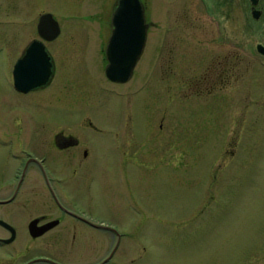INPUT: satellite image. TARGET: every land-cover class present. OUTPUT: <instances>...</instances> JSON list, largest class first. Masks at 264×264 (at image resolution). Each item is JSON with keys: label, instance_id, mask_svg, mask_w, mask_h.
Segmentation results:
<instances>
[{"label": "rangeland", "instance_id": "374dc122", "mask_svg": "<svg viewBox=\"0 0 264 264\" xmlns=\"http://www.w3.org/2000/svg\"><path fill=\"white\" fill-rule=\"evenodd\" d=\"M18 1L29 13L30 26L49 7L60 13L63 26L71 25L66 0ZM103 1L109 5L110 0ZM147 1L149 42L126 84L107 79L95 33L79 30L76 37L87 48L58 45L54 50L56 82L40 94H20L9 66L16 50L11 53L0 43V123L92 122L104 130L92 132L94 138L108 141L136 130L142 145L138 181L131 169L123 176L110 159L114 171L106 167L105 175L90 183L105 195L84 196L97 209L109 198L107 191L122 192L110 197L117 205L108 211L110 219L123 218L127 237L120 256L135 257L136 264H264V57L256 48L261 32L254 28L247 34L238 19L233 38L253 49H235L239 77L232 93L201 99V54L223 59L230 51L222 44L220 51L211 46L212 51L202 52L201 0ZM97 5L73 0L71 7L83 17ZM2 23L0 33L16 29ZM204 37L218 42V35ZM225 38L221 34L220 40ZM128 185L139 189L136 211L129 206Z\"/></svg>", "mask_w": 264, "mask_h": 264}, {"label": "flooded vegetation", "instance_id": "af4514ba", "mask_svg": "<svg viewBox=\"0 0 264 264\" xmlns=\"http://www.w3.org/2000/svg\"><path fill=\"white\" fill-rule=\"evenodd\" d=\"M85 1L79 0L80 3ZM72 2L65 1L71 9L66 17L71 25L66 27L60 13L52 7H49L51 10L39 12L37 20L32 21L30 26L29 13L19 9L18 0H0V26L3 21L16 26L13 30L1 28L5 31L0 33V38L6 39L0 40V43H5L3 47L10 49L11 53L16 50L9 66L13 87L18 93L40 94L56 82L60 71L54 50L58 45L68 50H74L78 45L87 48L76 37L79 30L81 33H95V45L102 53L107 77V49L115 29L113 15L120 0H110L108 6L103 0L102 4L95 0L99 5L83 17L77 14L76 8L71 7ZM141 2L148 24L146 49L152 21L148 1ZM188 7V13L192 7L196 10L195 2L191 8ZM47 14L51 16L42 33L41 18ZM7 16L16 20H7ZM238 19L244 24L247 34L254 28L259 29L262 38L256 48L264 45V0H257L256 5L252 0H201L202 52L212 51L209 49L211 46L213 51H220L222 44L226 46L224 51H230L223 59L221 54H201V99H208L228 89L232 93L239 77L235 49H253L250 43H238L233 38L235 29L232 26L237 24ZM221 34L226 38L220 40ZM212 35H218V42L204 41V36L214 40ZM34 44L35 49L44 46L50 57L52 74L46 85L28 92L20 91L15 84L17 64ZM85 44L90 45V42ZM246 66H249L248 62ZM28 77L25 80L31 79ZM107 79L113 84L127 83ZM227 96L230 97L224 95L225 107L231 94ZM94 131L103 134L104 130L92 122L77 125L0 123V264H136L135 257L126 259L125 255H119L127 237L121 230L123 218L116 221L108 215L109 209L117 205L110 197H119L122 192L107 191L109 198L97 209L93 199L87 201L84 196L105 195L91 188L90 183L96 176H104L106 167L111 169L110 159L116 160L123 176L131 169L135 183L138 181L136 172L139 173L141 167L142 150L140 138L134 128L125 130L122 139L111 141L94 138ZM234 152L233 149L232 156ZM89 188L91 190L88 191ZM127 188L132 200L129 206L136 211L140 204L139 189L135 185H128ZM51 224L55 225L48 227Z\"/></svg>", "mask_w": 264, "mask_h": 264}, {"label": "water", "instance_id": "95a60500", "mask_svg": "<svg viewBox=\"0 0 264 264\" xmlns=\"http://www.w3.org/2000/svg\"><path fill=\"white\" fill-rule=\"evenodd\" d=\"M252 1L256 5L257 0ZM50 16L47 14L41 18L42 33L45 32L44 25ZM113 25L115 29L107 49L109 64L106 74L113 82L126 83L132 78L145 49L148 24L141 0H120L113 15ZM257 51L264 55V45L260 44ZM17 66L15 84L18 90L24 92L46 85L52 74L50 57L44 46L35 49L34 44L18 61ZM27 75L31 79L25 80Z\"/></svg>", "mask_w": 264, "mask_h": 264}]
</instances>
